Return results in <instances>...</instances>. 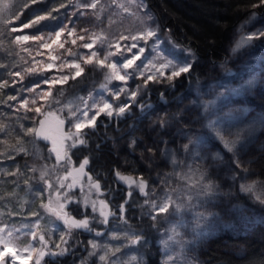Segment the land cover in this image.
Wrapping results in <instances>:
<instances>
[{
	"label": "trees",
	"instance_id": "obj_1",
	"mask_svg": "<svg viewBox=\"0 0 264 264\" xmlns=\"http://www.w3.org/2000/svg\"><path fill=\"white\" fill-rule=\"evenodd\" d=\"M144 1L163 33L192 52L191 70L169 84H149L153 98L162 96L155 109L146 116L136 111L132 127L125 132L103 130V137L115 139L103 151L95 150L97 139L91 132L87 149L94 150L93 157L115 158L119 169L145 177L151 200L154 197L157 202L166 191L177 190L196 209L198 219L191 209L172 210L157 216L155 224L146 217L135 224L143 231L145 264H169V260L171 264H264V200L259 199L264 197L260 183L264 182V59L252 69L262 76L259 86L245 99L254 114L221 128L231 134L225 139L235 142L231 150L217 134L214 138L201 129L198 105L191 101L195 85L224 78L236 83L247 73L227 75L228 70L222 68L231 59L237 31L254 15L264 20V0ZM61 5L60 0H0V163L8 168L0 175L3 198L13 195L18 185L19 193L26 191L39 175L35 169L54 164L34 133L38 117L20 107L39 77L28 72L19 57V45L12 42L17 34L10 29L49 12L52 17L53 9ZM257 51L264 53V36L237 60H246ZM97 79L88 68L66 86V93H86ZM10 95L17 99L8 100ZM163 113L169 120L165 128L159 123ZM21 142L26 153L18 151ZM208 184L211 191L199 195ZM194 199L199 201L196 206ZM169 222L175 223L177 241L165 228Z\"/></svg>",
	"mask_w": 264,
	"mask_h": 264
},
{
	"label": "rangeland",
	"instance_id": "obj_2",
	"mask_svg": "<svg viewBox=\"0 0 264 264\" xmlns=\"http://www.w3.org/2000/svg\"><path fill=\"white\" fill-rule=\"evenodd\" d=\"M60 1L65 7H57L56 9H59V11H56L54 16H50L30 29H23L16 33L17 35H44L45 42H47L51 34L66 27L65 35L61 38L64 43L63 48L54 46L52 49H43L37 42L32 41L18 44L19 57L25 63L28 72L39 77V83L26 91L24 96V100L27 99L29 102L28 105L24 107L20 105V107L24 111L35 114L39 121L47 114H55L60 119L66 120L72 127L77 122L75 117L78 116L83 121L85 110L92 113L95 110L94 106L105 102L111 103L113 106L128 103L131 104V107L137 106L141 100L146 98L147 93L151 92L148 86L147 88L142 86V80L139 77L144 66L149 63L158 64L165 61L171 65V68H179L193 62L192 52L180 48L167 34L163 33L156 17L144 0ZM93 3L96 4L95 8L85 6ZM71 29H75L74 37L67 35V32ZM146 30H151L153 36L143 44L145 51L141 54V60L137 61V64L128 71L129 80L127 84L115 81L111 78L109 69L101 68L95 63V61L106 58V63L115 62L122 65V62L131 56L126 47L122 49L120 55H111L110 53L116 51V44H130L131 40L125 42L119 40V37H131ZM256 33H260V37L264 36V20L258 15H254L242 29L237 31L231 51V59L222 68L224 72L228 70L227 75L247 72L238 82L230 83L224 78L208 84L195 85L192 88L191 101L198 105L195 108L201 116V129L214 138H216L214 135L217 132H221L222 127L236 121L245 120L254 114L245 99L256 91L262 79V76L252 69L264 59V53L257 51L246 60L237 59L243 51H251L254 42L260 38L246 40L243 44H240L242 37L255 35ZM81 36L84 37L83 40L80 39ZM73 39L76 40L75 44L72 43ZM84 43H92L94 45L93 49H85L83 47ZM238 44H240L239 47ZM92 52L97 53L94 57V63L92 65L85 64L84 58L91 56ZM133 52H137V50L134 49ZM50 56H54L56 59L50 60ZM72 61L79 62L85 69L84 73L89 68L94 70L98 76L97 82L87 91L85 90L86 93L80 95L66 93L65 88L73 79L57 83L55 86L45 83L46 80H59L64 75L71 76L73 74L71 70L60 66L67 65ZM49 63L53 64L51 69L47 68ZM117 70L123 71L122 69ZM150 70V68H146L144 70L145 75ZM170 70L166 72V75L170 74ZM121 87L125 89V94H122L118 100L114 99V94L119 92ZM136 89H139L137 99L129 101L127 93ZM45 92L51 94L45 96ZM34 101L35 103H33ZM35 107H40L43 115L36 114L34 112ZM165 113L160 115L159 120L160 125L164 128L169 124ZM101 118L108 119L110 117L101 115L96 124ZM38 124L39 122L34 129L35 134ZM91 129H85L83 134ZM72 130L74 131L73 128ZM83 134L80 137L81 139H83ZM216 140L221 143L220 140ZM214 143L219 144L216 141ZM20 145L22 146L18 148L19 153H26L25 143L21 142ZM75 145L80 146L77 141H75ZM7 169L6 164L0 163V175ZM34 172H37L40 176L38 175L35 178L36 182L32 183L34 185L26 191L19 193L20 185H18L15 187L13 195L3 198L0 194V228H5V238H7L6 233L8 231L13 233V242L21 249V254L17 259H25L27 264L35 262V255L29 258L24 252V247L27 245L37 247V239L40 235L52 238L59 232L58 226L62 223V219L59 217L62 210V191H60L62 168L60 165L52 164L50 168L46 166L38 167ZM69 172L68 169L63 178L67 179ZM3 189L1 192H4ZM149 194L152 196L151 190ZM159 198L156 202L157 205L166 201L170 202L169 212L172 210L184 212L186 209H191L192 213L197 216L196 218H199L196 209L194 207L190 208L191 201L187 196L182 195L181 191L169 190ZM193 202L196 206L199 201L194 199ZM176 205H179V207L177 208ZM146 208L148 209L146 217L153 221L150 214H157L158 209L153 207L151 203H147ZM237 208L243 210L240 206H237ZM163 215L159 214L158 216ZM174 225V222H169L165 224V228L169 229L171 239L177 241L178 232L174 231ZM33 232L37 236L35 240L32 237ZM133 234H136L138 238L142 237L139 243L130 240ZM95 242L98 244V248L94 250L90 246L87 256L77 264H101L100 255L107 254L108 257H112L114 252L116 257L123 260L125 264H127L130 257L136 261V264H145L146 262L141 251L144 246L143 231L137 230L135 226H131L130 231L127 233L116 231L101 241ZM8 262L12 264L11 257L8 258ZM16 264H20L18 260H16ZM104 264H107V260Z\"/></svg>",
	"mask_w": 264,
	"mask_h": 264
},
{
	"label": "flooded vegetation",
	"instance_id": "obj_3",
	"mask_svg": "<svg viewBox=\"0 0 264 264\" xmlns=\"http://www.w3.org/2000/svg\"><path fill=\"white\" fill-rule=\"evenodd\" d=\"M162 96L152 97V93H148L146 98L141 100L137 106H132L123 115L113 116L107 120H100L96 127L89 132L83 134L84 144L75 145V140H65L64 135L72 131V127L64 119L56 118V121H64V129L62 132L55 134L56 139H50L49 142L41 141L47 149L49 156L55 165H60L62 168V210L59 217L62 223L59 224V232L52 238L46 235L45 242L48 249L56 250L53 245L61 243L60 237L68 239V225L64 223L65 219H89V229H73L71 233L70 250L65 255L50 257L45 256L42 264H77L90 251L88 241H101L113 232H129L131 226L143 223L142 220L147 216L146 204L150 203V188L149 183L142 175L131 174L127 170H121L114 165L115 158L110 157H93L94 150L87 149L89 146L88 139L91 132L96 135L95 150H101L109 141H114V137H103V130L116 133L125 132L129 127H132L134 114L138 111L139 114L146 116L155 109L157 102L161 101ZM153 104V108L149 105ZM138 119V118H137ZM127 120V121H126ZM56 145V146H53ZM113 145V143H112ZM60 153V159H57L56 152ZM91 154V155H90ZM85 158H88L89 163L81 172L79 165ZM114 159V160H113ZM70 170L69 175L63 178L67 170ZM119 171L125 177H131V180H121L116 175ZM76 178H73V175ZM91 177V179H89ZM146 182L145 193L139 192L138 185ZM99 182L101 187L96 189L95 185ZM69 185H72L69 187ZM50 186V185H49ZM129 193L131 195H129ZM105 203L102 205L101 201ZM84 203V204H83ZM121 205L125 211L120 212ZM93 207L95 211H93ZM103 210L108 218V223L105 225L100 222L103 217L100 216V211ZM114 213V215H113ZM147 218V217H146ZM41 236V235H40ZM38 246L41 244L38 237ZM35 264V262L33 263Z\"/></svg>",
	"mask_w": 264,
	"mask_h": 264
},
{
	"label": "snow or ice",
	"instance_id": "obj_4",
	"mask_svg": "<svg viewBox=\"0 0 264 264\" xmlns=\"http://www.w3.org/2000/svg\"><path fill=\"white\" fill-rule=\"evenodd\" d=\"M32 2L36 3V2H38V0H32ZM85 6L95 8L96 4L93 3L91 5H85ZM61 7H65V5H61ZM53 11L58 12L59 9H53ZM51 13L52 12H49L46 15L36 16L34 19L23 23L19 27H12L10 30L12 33H17L18 31H22L23 29H30V28L34 27L35 25H38L41 21L49 18L51 16ZM65 32H66V27L62 28L59 31H56L54 34H51L49 36L47 42H45L44 35H40V34H37V35H23V34L15 35L12 42L15 44H21L22 42L32 41V42H37L40 45V47L43 49H52L54 46H58L60 48H63L64 43L62 42L61 38L65 35ZM67 35L74 37L75 29H71L70 31H68ZM152 36H153V32L151 30H146V31H144L138 35H132L131 37H128V36L119 37V40H121V41L126 42L129 39L131 40L130 44H126V45H122L119 43L116 44L115 45L116 51L113 53H110L111 55H120L122 53V49L124 47H126L127 52L131 53V56H130V58L128 57L126 60H124L122 62V65H118L115 62L106 63V58L95 61V63L98 66H100L101 68L109 69L110 70V76L115 81H119L123 84H127L128 80H129V76L127 75L128 71H130L137 64V61L141 60V54L145 51L143 44L146 43ZM260 36H261L260 33H256L255 35H248L247 37H242L240 44H243L246 40L250 41V40H252L254 38H258ZM80 39L83 40L84 37L81 36ZM72 43L75 44L76 40L73 39ZM240 44H238V47L240 46ZM83 47L85 49L90 50V49H93L94 45L92 43H84ZM134 49H136L137 52H133ZM96 55H97L96 52H92L91 56L84 58V63L88 64V65H92L94 63V57H96ZM49 58H50V60L56 59V57H54V56H50ZM52 67H53L52 63H49L47 65L48 69H51ZM60 67H66L67 69L71 70L73 74L71 76H68V75L61 76L59 80H56V79L46 80L45 81L46 84H49L50 86H55L57 83L67 82L69 79L75 80L76 78L82 76L84 73V70H85L81 66V64L79 62H76V61L69 62L67 65H61ZM146 68L151 69L147 75H145V71H144ZM117 69H122L123 71H118ZM168 70H170V74L166 75V72ZM190 70H191V64H188L186 66L179 67V68H171V65L169 63H167L165 61H161L158 64L149 63L146 66H144L139 77L142 80V86L147 88V86L149 84H153V83H157V82H159L161 84H165V83L169 84L171 82H174L176 78H179L183 74L188 73ZM14 75L19 76L20 73L16 72V73H14ZM50 94L51 93H49V92L44 93L45 96H48ZM122 94H125V89L123 87L120 88L119 92H116L114 94V99H117V100L120 99ZM127 95H128L129 101H135L139 95V89L130 90L127 93ZM162 95H163V93H162ZM16 99H17L16 96H11V95L8 96V100H16ZM28 103L29 102L27 99L22 100L21 101V107L27 106ZM33 103H35V101ZM94 107H95V110L92 113H89V111H87V110H85L83 112V117L85 118L83 121H81L78 116L75 117L77 122L72 125V128L74 129V133L72 131L67 132L64 135L65 140H75L80 145L84 144L85 140L80 138L82 136L84 130L88 129V128H94L96 125L97 119L101 115H107L109 117L123 115L125 112H127L130 109L131 104L128 103V104H123L120 106H113L111 103L105 102V103H102L100 105H96ZM34 112L38 115H43L40 107H35ZM39 123L41 126H43L44 121L40 120ZM63 123H64V121L61 120L60 124H63ZM28 131L31 132V131H33V129H28ZM225 135H231V134L229 132H227L226 130L221 131V132H217V136L219 137V139L221 141L224 142L225 147L228 150H231L232 145L235 142L226 140ZM56 156H57V159L59 160L60 159V153L58 151L56 152ZM88 163H89L88 158H85L83 160V162L79 165L81 172H83L85 166ZM236 163H237L238 167H241L238 161H236ZM244 171H247V170L245 169ZM116 175L121 180H129V181L131 180V177H125V176L121 175L119 171L116 172ZM89 179H91V177H89ZM260 183H261V185H264V182H260ZM71 186L72 185H69V187H71ZM95 187L97 190H99L101 187L100 183L97 182ZM211 187H212V185L208 184L206 186V188L201 189L200 193H198V194L199 195L207 194L208 192L211 191ZM247 187H248V189H252L251 186H247ZM138 188H139V192L144 194L145 188H146V182L142 181L138 185ZM129 195H131V194L129 193ZM259 199L264 200V197L259 196ZM104 203L105 202L102 200L101 204L103 205ZM150 203L153 205V207L158 209L157 214H155V215L150 214L151 219L154 221V224H155V221L157 220V216L159 214H167L169 212L170 202L166 201L163 204L157 205L155 202V198L153 197V199L150 201ZM176 207L178 208L179 205H176ZM93 211H95L94 207H93ZM124 211H125V209H124L123 205H121L120 212H124ZM113 215H114V213H113ZM100 216L103 217V219L100 222L107 225L108 218L105 216V213L103 210L100 211ZM64 223L66 225H68V232H67L68 239L66 240L64 238V235H62L60 237L61 243H56L53 245V248L56 250L48 249L47 243L45 242V236H43V235L39 236V242L41 244L40 248H36L32 245H27L24 247V252L26 255L29 256V258H31L33 255H35V264H42V261L46 255L50 256V257L65 255L70 250V241L72 238L71 233H72L73 229H85V230H87L90 227V222H89V219H87V218L80 219V220L72 219L70 221V223H69V220L65 219ZM6 236H7V238H5V228H0V264H8V258L9 257H11L12 264H16V260L21 254V249L19 247H17V245L13 242V240H12L13 233L11 231H8L6 233ZM32 237L34 240L37 238L35 232L32 233ZM140 239H142V237L138 238L136 234H133V237L130 240H133L134 242L139 243ZM88 244L94 250L98 248V244L93 240L88 241ZM99 260L101 261V264H104V262L106 260H107V264H125V262L123 260H119V258L116 257L115 252L112 254V257H108L107 254L100 255ZM127 264H136V261L130 257V259L127 261ZM169 264H171V260H169Z\"/></svg>",
	"mask_w": 264,
	"mask_h": 264
},
{
	"label": "water",
	"instance_id": "obj_5",
	"mask_svg": "<svg viewBox=\"0 0 264 264\" xmlns=\"http://www.w3.org/2000/svg\"><path fill=\"white\" fill-rule=\"evenodd\" d=\"M149 106L153 108L154 105L150 104ZM56 118L57 116L55 114H47L41 119L44 121V124L41 126L39 123L36 130V135L41 141L49 142L50 139H56L55 134L62 132L64 129L65 124H60V121H56ZM72 175L73 178H76L75 174Z\"/></svg>",
	"mask_w": 264,
	"mask_h": 264
},
{
	"label": "bare ground",
	"instance_id": "obj_6",
	"mask_svg": "<svg viewBox=\"0 0 264 264\" xmlns=\"http://www.w3.org/2000/svg\"><path fill=\"white\" fill-rule=\"evenodd\" d=\"M20 264H27V261L25 259H17Z\"/></svg>",
	"mask_w": 264,
	"mask_h": 264
}]
</instances>
